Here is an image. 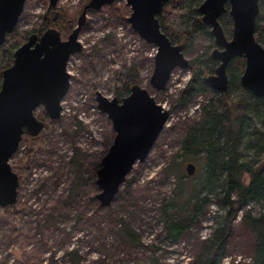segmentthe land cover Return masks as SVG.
<instances>
[{
	"label": "rangeland",
	"instance_id": "1",
	"mask_svg": "<svg viewBox=\"0 0 264 264\" xmlns=\"http://www.w3.org/2000/svg\"><path fill=\"white\" fill-rule=\"evenodd\" d=\"M88 1L58 0L53 10L58 18H72L74 28ZM47 8L48 0H25L16 32L28 37L35 33L44 23ZM129 14L124 1L86 14L78 34L82 49L67 63L70 80L61 115L51 120L48 146L33 153L29 172L19 177L17 201L26 204L28 212L20 227L0 221V264H71V250L77 251L79 264H194L205 240L218 228L216 223L222 221L225 211L217 198L209 196L211 203L197 211L180 239L172 238L162 222L164 203L199 196L201 163L180 156L181 142L211 94L196 95L187 106L176 104L191 76L188 67L172 70L162 91L152 88L149 79L156 48L132 30ZM69 33L61 34L62 40ZM215 47L212 35L202 36L185 58L190 61L207 52L211 55ZM123 66L137 74L138 85L168 110L169 117L144 162L133 166L110 205L102 207L95 199L100 192L96 171L114 132L107 116L97 109L94 93L112 99L113 72ZM41 110L44 108L38 107L34 115ZM25 146L20 142L10 165L14 166ZM71 161L80 165L81 179L67 173ZM189 163L195 169L192 176L185 171ZM259 210L254 206L252 213ZM247 212L248 208H243L232 220L220 264H252L257 239L242 221ZM120 219L138 235L136 246L128 247L119 238Z\"/></svg>",
	"mask_w": 264,
	"mask_h": 264
},
{
	"label": "water",
	"instance_id": "2",
	"mask_svg": "<svg viewBox=\"0 0 264 264\" xmlns=\"http://www.w3.org/2000/svg\"><path fill=\"white\" fill-rule=\"evenodd\" d=\"M124 1L130 8L127 22L138 36L156 48L153 71L149 82L152 88L162 91L172 70L186 68L188 60L180 45H174L161 31L157 16L168 0H89L77 19L76 26L62 40L61 34L49 28L40 36L31 34L28 40L14 51L12 65L2 71L0 85V206L10 207L17 201L18 176L10 160L17 151L22 134L34 137L43 130V123L34 112L43 107L50 120L60 117L61 101L69 88L70 75L67 62L82 49L78 34L85 22L88 9L100 10L105 5ZM25 0H0V45L16 26ZM58 0H48V10ZM232 20V34L227 39L219 23L225 12ZM258 0H204L198 7L202 22L210 28L217 46L211 56L219 62L214 74L206 81L211 88L223 93L227 89L226 67L236 56H243L245 66L241 84L254 96H264V47L254 36ZM97 109L111 123L114 138L96 171L95 184L100 189L95 199L107 207L125 182L136 163L144 162L155 140L162 131L168 110L156 103L147 90L133 84L129 94L118 100L107 99L94 93ZM194 166L185 167L192 176Z\"/></svg>",
	"mask_w": 264,
	"mask_h": 264
},
{
	"label": "trees",
	"instance_id": "3",
	"mask_svg": "<svg viewBox=\"0 0 264 264\" xmlns=\"http://www.w3.org/2000/svg\"><path fill=\"white\" fill-rule=\"evenodd\" d=\"M203 1L168 0L157 16L161 31L172 44L182 47L184 56L193 51L199 38L211 36L210 28L202 22L198 13V7ZM258 7L254 36L264 47V0H258ZM228 9L227 3L219 23L225 37L230 39L232 20ZM93 11L88 9L86 14ZM43 21L42 26L32 34L41 35L45 30L55 28L65 36L74 26V20L67 19L64 15L54 23H47L46 18ZM27 38L26 33L14 30L6 35L4 43L0 45V85L2 71L13 63L14 50ZM218 64L208 52L188 61L191 76L176 98V104L187 106L196 95L211 94L208 104L202 107L199 118L186 129L181 142L180 156L201 163L196 190L199 196L194 195L184 202L177 200L172 204L164 203L160 209L161 219L169 235L176 240L180 239L197 211L211 203L209 196L217 198L215 201L225 211V215L221 222L216 223L218 228L205 240L194 264H220L221 257L226 252L231 222L238 211L247 207L248 212L243 215L242 221L257 239L252 264H264V96H254L241 84L240 76L245 66L243 56L233 57L226 67V91L220 93L211 88L206 79L214 74ZM112 77L113 98L118 100L129 94L133 84H138L137 74L125 66L115 70ZM36 118L43 123L42 134L31 137L24 132L21 142L26 143L25 152L14 160V166L11 165L18 181L19 177L29 172L33 153L48 146L47 136L52 128V121L43 110L38 112ZM65 169L74 178H82L80 165L74 161ZM182 196L180 192V198ZM254 206L260 208L257 214L252 213ZM28 209L20 201L10 207L0 206V221L15 228L20 227ZM118 225L117 233L122 243L128 247L136 246L139 237L129 224L120 219ZM69 256L71 264H79L77 251L71 250Z\"/></svg>",
	"mask_w": 264,
	"mask_h": 264
},
{
	"label": "flooded vegetation",
	"instance_id": "4",
	"mask_svg": "<svg viewBox=\"0 0 264 264\" xmlns=\"http://www.w3.org/2000/svg\"><path fill=\"white\" fill-rule=\"evenodd\" d=\"M57 6V5H56ZM54 9V8H53ZM53 9H50V10H48V8H47V11L45 12V14H44V17L46 18V20H47V23L49 22V21H52V23H54V21L58 18V13L56 12V11H54ZM21 15V14H20ZM51 15H53V17L51 16ZM201 16V15H200ZM20 17V16H19ZM18 23V22H17ZM17 25V24H16ZM16 29V26L14 27V30ZM55 29V28H54ZM13 30V31H14ZM12 31V32H13ZM46 31V30H45ZM37 36H40V35H38L37 34ZM28 40V39H27ZM27 40H25V41H23L22 43H21V45L23 44V43H25ZM20 46V45H19ZM18 46V47H19ZM17 47V48H18ZM16 48V49H17ZM215 48H217V46L215 47ZM15 49V50H16ZM14 50V51H15ZM13 55H14V53H13Z\"/></svg>",
	"mask_w": 264,
	"mask_h": 264
}]
</instances>
